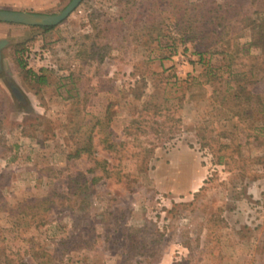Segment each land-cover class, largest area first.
<instances>
[{"label": "rangeland", "instance_id": "374dc122", "mask_svg": "<svg viewBox=\"0 0 264 264\" xmlns=\"http://www.w3.org/2000/svg\"><path fill=\"white\" fill-rule=\"evenodd\" d=\"M31 1L0 9L70 0ZM9 26L0 264H264V0H81Z\"/></svg>", "mask_w": 264, "mask_h": 264}, {"label": "water", "instance_id": "95a60500", "mask_svg": "<svg viewBox=\"0 0 264 264\" xmlns=\"http://www.w3.org/2000/svg\"><path fill=\"white\" fill-rule=\"evenodd\" d=\"M80 2L81 0H70L62 10L55 14L0 9V22L34 27L55 26L64 20ZM5 44V40H0V48Z\"/></svg>", "mask_w": 264, "mask_h": 264}, {"label": "trees", "instance_id": "16d2710c", "mask_svg": "<svg viewBox=\"0 0 264 264\" xmlns=\"http://www.w3.org/2000/svg\"><path fill=\"white\" fill-rule=\"evenodd\" d=\"M120 18H122V16H120ZM34 27V26H32ZM44 30H48V29H51L53 28V26H46V27H40ZM21 53V52H20ZM18 54L17 56V63H18V66L22 69L25 70V73L28 75V76H31L35 79L36 82H44L46 80V78L42 75V74H36L35 72H33L32 70H30L29 68L26 67V63L25 61L21 58V54Z\"/></svg>", "mask_w": 264, "mask_h": 264}, {"label": "crops", "instance_id": "0c3cea01", "mask_svg": "<svg viewBox=\"0 0 264 264\" xmlns=\"http://www.w3.org/2000/svg\"><path fill=\"white\" fill-rule=\"evenodd\" d=\"M43 1H46V0H32L31 2H33V5H38V3H41ZM11 23H4V22H0V40H5L4 37V32L9 29L8 27H10ZM6 41V40H5ZM7 43V41H6ZM3 47V46H2ZM2 47L0 48V61H1V58H2Z\"/></svg>", "mask_w": 264, "mask_h": 264}]
</instances>
